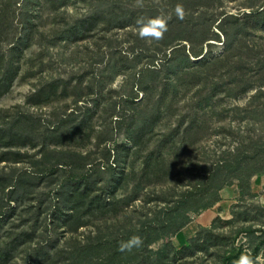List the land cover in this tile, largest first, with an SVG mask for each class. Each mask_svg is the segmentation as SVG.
Masks as SVG:
<instances>
[{
    "label": "rangeland",
    "instance_id": "rangeland-1",
    "mask_svg": "<svg viewBox=\"0 0 264 264\" xmlns=\"http://www.w3.org/2000/svg\"><path fill=\"white\" fill-rule=\"evenodd\" d=\"M134 3L0 0V264H233L244 253L264 260V173L233 181L237 197L222 216L178 238L216 206V190L202 195L213 163L264 142V0ZM156 16L167 20L164 38H139L137 19ZM227 41L230 56L250 68L231 74L219 61ZM81 155L134 177L85 181L88 201L130 195L138 181L139 200L118 212L109 206L84 220L67 217L79 184L60 189L75 171L54 163ZM146 170L160 181L146 186ZM133 235L143 245L119 251ZM45 239L47 255L36 251Z\"/></svg>",
    "mask_w": 264,
    "mask_h": 264
},
{
    "label": "trees",
    "instance_id": "trees-1",
    "mask_svg": "<svg viewBox=\"0 0 264 264\" xmlns=\"http://www.w3.org/2000/svg\"><path fill=\"white\" fill-rule=\"evenodd\" d=\"M232 49H234L232 44L229 41H227L223 57L221 60H219V61H222V60L224 61V66L228 68V71L230 70L231 74H234L238 69L246 65L250 68V65H248L249 63L247 62L245 63L240 59L241 55H236L234 57L230 56V51ZM246 50L251 51L249 50V47H247ZM188 54L193 55V56L197 55L196 53H193L192 50L189 51ZM188 54L187 53L185 54L187 60H189V57H190ZM259 62L260 61H258L256 64L258 66L257 68H259ZM210 63L212 64V62ZM150 70H155V69L152 68ZM259 88L262 90L259 93V95H263L264 85H260ZM253 114L258 115L257 111H253ZM65 120L66 119H62L61 123L62 124L66 123ZM194 120L195 119H193V121L190 122L189 126L187 127V130L189 129L191 130L194 127V125H196V120L195 121ZM29 138L32 139L31 135L29 136ZM247 146L249 148L245 151V153L247 154H244L242 157H239L242 154L240 152L238 155H235L232 157H226L225 159H220L213 163L212 165L213 168L209 169L210 170L209 172L210 186L207 187V189L202 193V195H204V193H210L212 192V190H216V192H218L219 194L223 188L233 185V181L235 180L238 181L240 184L241 178L245 175L247 179H251L254 176H258L264 173V142L255 143L254 141H251ZM250 152H253L254 154L250 155L249 154ZM133 153L136 159L140 158L141 155L139 152V148H137L136 145H134ZM94 162H95L94 160H90L86 155H81L80 159L79 160L76 159L74 163H70V162L66 163L64 161H58L57 163H54L55 166H61L60 169H64V170L70 169L71 171H75L74 177L69 176L61 183V185H59L60 183L57 184L58 186H60V189H62L64 184H67V183L76 182V184H79V186L75 187L74 189V195L77 196V198L79 199V202L77 205L75 206L73 205V207H71V209L69 210L70 213L66 215L69 218H72V219L75 218L77 220H81V219L84 220L83 218L84 215H86L89 212H92L95 208H97L98 210L104 209L105 212H106L105 207L108 208L109 206L111 207L116 206L115 212L126 209L131 203L139 200V194L141 193V190H143V187H145V185L144 186L141 185L142 182L138 181L137 183H135L133 192L130 195H128V193H125V194L120 195L119 197L118 196L113 197L112 201H109V203H103V201H101V197L99 195H96L95 197L91 199V202H90L88 201V199L92 196L93 189L82 190L83 186L81 185H83L85 181L89 179H94L92 180V182H93V187H95L97 186L98 178L101 177V175L103 176L106 174L107 175L111 174L113 177L114 176L119 177L118 174H121L123 175V177L128 178L127 181H130L134 178L132 172L129 173L128 175V173H126V171L123 169L121 170L118 169L117 171L116 169L117 167L113 169L111 166L104 167L98 163L94 164ZM161 162L162 161H158V163L155 164L156 168L160 166ZM149 167H150V163L147 162V166H145V169H148ZM117 172L119 173L117 174ZM159 172L161 171L159 170ZM142 175L143 176H141V179L143 180L146 179V186H149V185L151 186L152 184L160 181L159 179H151L152 176L147 173V170L144 171ZM117 183L119 184V182ZM122 187L125 188V185H122ZM218 196H219L218 199L215 200V203H214L215 205L221 201L220 194ZM87 202L89 203L88 209L84 213H80L81 206L85 205ZM59 205L60 203H57V206ZM56 213L57 211L55 212V214ZM186 224L187 222H184L182 225H180V227L176 231H179L180 229H182ZM68 232L74 233L75 230L69 229ZM79 241L81 243L80 251L83 252L84 247H85L84 241L83 240H79ZM38 244H39V247L36 251H39V253L41 252L47 255L48 252L46 249H47L48 242L46 241V239L43 242L39 241ZM102 244L103 242L101 241V245ZM38 255L39 254H37L36 256ZM43 258H47V256H44ZM81 259H85V257H81ZM230 259L231 257H226L225 261L226 262L230 261ZM34 260L35 261L33 262V264H38V260L36 259Z\"/></svg>",
    "mask_w": 264,
    "mask_h": 264
},
{
    "label": "clouds",
    "instance_id": "clouds-1",
    "mask_svg": "<svg viewBox=\"0 0 264 264\" xmlns=\"http://www.w3.org/2000/svg\"><path fill=\"white\" fill-rule=\"evenodd\" d=\"M134 7H144V0H135ZM175 15L180 20L185 18V10L182 5L177 4L175 7ZM168 31L167 20L162 16L153 18H138L136 21V32L139 38L148 41H161L165 33ZM264 201V198H260ZM143 245V239L139 235L131 236L127 241H121L119 251L131 252L134 248H139ZM233 264H264V260L260 256L255 258L250 253L241 254V256L233 262Z\"/></svg>",
    "mask_w": 264,
    "mask_h": 264
},
{
    "label": "crops",
    "instance_id": "crops-1",
    "mask_svg": "<svg viewBox=\"0 0 264 264\" xmlns=\"http://www.w3.org/2000/svg\"><path fill=\"white\" fill-rule=\"evenodd\" d=\"M254 179H252L251 181L253 183V184L251 183V188L253 190L255 189ZM237 193H238L237 187L235 188L231 186V187L223 188L219 193L221 201L217 203L216 206L213 207L212 209H209L204 213L196 216L193 219V222L189 226L181 230L178 236L179 240L191 238L194 235L193 228L197 226H202V227L210 226L217 217L222 216V211L226 210V208H223V205L230 202L229 200L235 201V198L237 197ZM230 205L231 204H228L227 207H229Z\"/></svg>",
    "mask_w": 264,
    "mask_h": 264
}]
</instances>
